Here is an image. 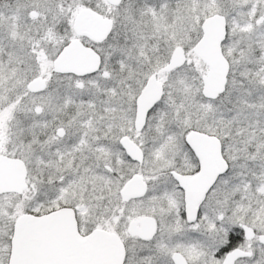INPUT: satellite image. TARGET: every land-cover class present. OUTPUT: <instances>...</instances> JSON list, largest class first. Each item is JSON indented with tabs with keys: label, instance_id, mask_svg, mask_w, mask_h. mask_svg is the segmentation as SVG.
I'll return each mask as SVG.
<instances>
[{
	"label": "snow or ice",
	"instance_id": "obj_1",
	"mask_svg": "<svg viewBox=\"0 0 264 264\" xmlns=\"http://www.w3.org/2000/svg\"><path fill=\"white\" fill-rule=\"evenodd\" d=\"M0 264H264V0H0Z\"/></svg>",
	"mask_w": 264,
	"mask_h": 264
}]
</instances>
